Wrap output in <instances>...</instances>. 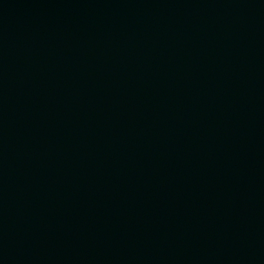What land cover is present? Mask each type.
<instances>
[{"label":"water","instance_id":"95a60500","mask_svg":"<svg viewBox=\"0 0 264 264\" xmlns=\"http://www.w3.org/2000/svg\"><path fill=\"white\" fill-rule=\"evenodd\" d=\"M0 264H264V0H0Z\"/></svg>","mask_w":264,"mask_h":264}]
</instances>
